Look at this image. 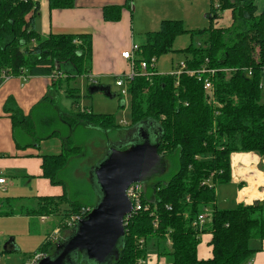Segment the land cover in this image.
Listing matches in <instances>:
<instances>
[{"label":"trees","instance_id":"16d2710c","mask_svg":"<svg viewBox=\"0 0 264 264\" xmlns=\"http://www.w3.org/2000/svg\"><path fill=\"white\" fill-rule=\"evenodd\" d=\"M48 1L50 10L75 6V0ZM255 1L210 0L212 18L208 29L186 31L183 21L165 20L158 31L146 35L138 60L149 64L175 52L173 45L178 36L191 33L192 39L203 37L198 46L191 44L180 52L189 55L185 61L188 70H199L205 64L217 70L213 80L217 104H207L203 84L206 75H201L199 80L197 75L183 73L176 86V76L159 75L153 69L152 75H138L128 81L132 112L129 132L144 123L158 126V151L165 171L144 184L143 203L158 208V227L149 213L132 214L119 258L109 264L148 260L151 257L148 243L152 238L156 239L152 244L153 254L160 259L170 257V264H244L254 252L250 248L251 240H264V200L219 210L216 193L217 186L232 182L231 156L235 153L258 155L259 169L264 170V90L260 88L264 80V12L257 15ZM125 7L105 8L104 20L119 22ZM226 11H231L232 25L215 28V22ZM39 13L40 3L35 0H0V85L7 77L25 73L29 77L53 78L52 94L56 96L46 97L28 117L13 98L7 100L4 111L10 114L14 132L22 130L28 137L29 143L17 144L19 148L29 147L30 141L39 144L54 137L61 141V153L40 158L42 177L53 186H61L63 194L38 197L35 207L17 210L14 201L7 198L0 202V216L41 218L44 223L47 217L61 214L60 225H63L73 218L85 219L89 215L87 209H93L98 202L91 205L87 201L88 192L79 187L68 191L65 179L70 163L83 154L81 146H71V137L82 131L101 130L107 134L120 131L121 126L112 115L81 109L78 89L65 91L75 111H59L63 81L83 74L89 82L92 78L89 75L93 61L92 35L43 37L35 30ZM249 71L252 76L248 75ZM51 107L57 110V117L51 116ZM51 129L54 131L50 132ZM64 205L67 208L62 211ZM205 208H211L213 214L201 233L193 224ZM58 225L54 233L60 229ZM53 235L46 236L38 250L48 257L54 255L57 244L62 242L54 243ZM203 235L211 237L208 245L212 257L206 260L198 256ZM160 241L166 245L161 246ZM72 258L73 264H91L84 262L80 254Z\"/></svg>","mask_w":264,"mask_h":264},{"label":"crops","instance_id":"0c3cea01","mask_svg":"<svg viewBox=\"0 0 264 264\" xmlns=\"http://www.w3.org/2000/svg\"><path fill=\"white\" fill-rule=\"evenodd\" d=\"M35 1L40 3V13L35 22V30L41 36L48 37L51 34L92 35L93 61L89 75L97 82L96 86H101L107 76L121 73V69H125L127 72V65L130 62L122 57V53L130 51L133 45L142 46L135 44L133 31L135 12H140V29L145 33L146 41V35L158 31L162 21L169 19L184 22L187 20L188 18L183 13L186 8L197 11L198 6H206L210 3L209 10L211 9L210 0H75V6L68 10H50L48 0ZM125 5L119 22L104 20L103 10L105 8ZM263 12L264 9L261 11L258 8L257 15ZM211 18V12L205 15L210 26ZM137 24L138 18L136 27ZM231 25V11H226L221 14V18L215 22L214 26L215 28H229ZM90 83L94 86L92 82ZM52 84L51 76L29 77L25 73L19 77H10L0 85V171L7 180L5 188L11 187H8V184L10 181L12 183V179L20 178V182L29 180L32 185L29 187L30 196L35 202L38 197L61 195L59 186H53L49 180L42 177L40 156L51 155L46 154L43 150L44 145L53 140H57L56 147L62 143L57 137H54L41 141L39 144L30 141L29 147L19 148L17 144L29 143L28 137L22 130L14 132L13 121L4 108L7 100L13 98L19 110L28 117L46 97L54 99L56 93L52 94ZM79 94L82 97L80 89ZM80 107L85 109V107ZM242 154L245 156L237 167V174H235L233 157ZM260 164L261 158L254 153L232 155V182L229 185H224L236 188V194H225V202H232V209H235L239 204L252 205L264 200V181L261 178L263 177L262 172L258 169ZM5 174L12 179L8 181ZM210 239V235L202 236L203 243L200 244L198 253L200 259L206 260L212 257V248L208 245ZM250 248L254 252L244 264H264V240H251Z\"/></svg>","mask_w":264,"mask_h":264},{"label":"rangeland","instance_id":"374dc122","mask_svg":"<svg viewBox=\"0 0 264 264\" xmlns=\"http://www.w3.org/2000/svg\"><path fill=\"white\" fill-rule=\"evenodd\" d=\"M255 2L259 10L262 11L264 9V0H256ZM209 6L210 3L206 6H198L197 11H192L187 8L184 9L183 13L188 18L185 20L186 22L184 21L186 31H203L210 26L205 19V15L211 12V9L209 10ZM139 13L140 12L134 13L135 25H133V31L135 36V44L143 45L145 41V33L140 29L141 18ZM137 18L138 24L136 27ZM205 23L207 24L205 25ZM203 40V37L196 36L194 39H192L191 33H185L178 36L173 45L175 52L167 53L159 57L155 61V71L159 75L163 76L172 74L177 70V67L180 64L189 58V55L181 53L180 51L186 50L191 44L198 46L203 42ZM256 51L259 53L260 49L257 48ZM139 54L140 53H138L136 57L140 60L141 57ZM127 67V72L125 69H121V73L107 76L102 83L101 87L110 89V97L106 96V94L103 92L89 94V89L92 87V85L84 74L83 76L72 78L69 81H63L59 91V111L65 113H71L75 111L71 104L72 101L67 97L65 91L68 88L78 90L80 89L82 94V97H80V106L83 108L85 107L92 109L94 114L112 115L115 123L121 126L120 131H108L107 134L101 130H99V132L82 131V134L79 132L77 135L71 137V146H81L83 154L72 159V162L70 163L65 179L69 186V188H67L68 191L75 190V187L86 190L88 192L87 201H89L91 205L96 203V201L100 198V190L96 184L97 182L95 180L94 170L98 168V166L106 159L110 145H113L114 143H120L122 138L125 140H132L134 137L132 132H129V127L132 123L131 99L128 94H122V91L127 89L128 86V80H126L125 77L131 75L132 68L130 63H128ZM148 71L151 70L148 69ZM120 79H123L124 81L123 87H118L116 84ZM50 113L51 116H58L57 110L52 107ZM52 131H54V129L50 130V132ZM56 144L57 140H53L49 144L44 145L43 150L46 152V154L51 155L61 153L62 144H58V147H56ZM260 172H262L261 175L263 177L261 178L264 181V170H260ZM92 177L94 179H92ZM7 178L8 181L12 179L10 176ZM19 180L21 179H12V183L10 181V184H8V187L11 186L9 189L7 188L6 191L0 190V201L11 198L14 200V207L16 210L20 208L35 207L36 202L30 196L29 187L32 186L31 183L29 180L24 182H20ZM59 190L60 194H63V189L61 186L59 187ZM216 193L217 208L219 210L233 208L232 202H225V194H236L235 186H217ZM66 208L67 205L62 206V211H64ZM60 215L61 214L55 217H47L48 220L44 223L41 222V218H30L27 216H0V254L2 255L0 264H23L27 261V258L30 255L39 252L38 250L42 246L46 236L54 234L57 224L60 225V221L62 220ZM66 223L67 221H65L63 225H58L60 229L59 232L55 234V236L53 235L55 239L64 241L68 236H70L71 233L68 232L69 230L66 226ZM65 227H67V229ZM155 241L156 239L152 238L148 243V246L150 247L149 252L152 259L150 264H170V257H168V259L166 257H161L160 259L156 254H153L154 246L152 244ZM201 243H203V240ZM160 245L165 246V241H160ZM166 248L169 250V246ZM87 262L90 261L87 259Z\"/></svg>","mask_w":264,"mask_h":264},{"label":"water","instance_id":"95a60500","mask_svg":"<svg viewBox=\"0 0 264 264\" xmlns=\"http://www.w3.org/2000/svg\"><path fill=\"white\" fill-rule=\"evenodd\" d=\"M89 92L111 96L109 88L96 85ZM132 134V140L110 145L106 159L94 170L100 190L95 207L73 227L66 240L57 244L54 255L40 264H73L72 256L79 254L91 264L118 260L126 236L124 220L133 210L127 190L133 184L144 185L165 171L158 151V126L140 124L133 128Z\"/></svg>","mask_w":264,"mask_h":264},{"label":"built area","instance_id":"2783aa9c","mask_svg":"<svg viewBox=\"0 0 264 264\" xmlns=\"http://www.w3.org/2000/svg\"><path fill=\"white\" fill-rule=\"evenodd\" d=\"M140 47L137 45H133L132 49L130 51L124 52L122 53V57L130 62V66H131V75L125 77L126 80H132L134 77L138 76V75H145L147 76L148 74H153L151 73V71H148V69L150 68V70H153L155 67V59H153L150 64L147 63L144 60L139 61L137 59V54L140 52ZM206 63H208V60L206 61ZM137 65H139V68H137ZM140 70V72H138V70ZM227 72H230V70H227ZM186 73L189 76H195L197 75L199 80H202V77L204 75H206L207 77L203 80V84H204V90H205V94H206V99H207V104L210 105H216V99H215V88H214V78L216 76L217 70L213 69V68H209V66L207 64L203 65V67L199 70L193 71V70H188L187 69V65L185 62H183L182 64H180L177 67V70L174 71L172 74L170 75H174L177 77V81H176V86L179 85V78L180 76ZM202 75V77H200ZM249 76H252V71L248 72ZM10 77H7L5 80H7ZM90 82H92L94 85H97V82L95 81V79L90 80ZM128 83V82H127ZM117 86L118 87H123L124 86V81L123 79H120L119 81H117ZM260 88L262 90H264V80L261 82ZM123 95L127 94V89L122 91ZM6 184H7V180L6 178L3 177L1 171H0V190H4L6 191ZM127 196L128 198L131 200L132 205H133V210L131 212V214H129L125 220H124V224H125V231H126V227L128 225V221L131 217L132 214L138 213V212H147L149 213L152 217H153V224L154 226L157 228L158 227V223H159V218H158V208L156 206H152L150 204H145L143 203V196H144V185L143 184H133L130 186V188L127 190ZM1 202V201H0ZM92 209H87V211L90 213ZM167 210H171L170 207L167 208ZM212 214H213V210L211 208H205L204 211L199 215L198 219L194 222V227L198 228L199 231L202 233V230H204L205 225L207 223H209L212 219ZM46 218H42V221H45ZM80 219L77 218H73L70 221H67L66 226L68 227V230L73 229V227L78 223ZM59 232V230H57L54 233L55 234ZM54 236L51 238V240L56 243L59 242V239H55ZM139 243L141 245L144 244L143 240H139ZM168 243H170V241L168 240ZM47 254L43 253V252H37L34 253L32 255H30L27 258V261L23 264H40L41 261L45 258H47ZM2 255L0 254V261H1ZM151 257H149L148 260H140L137 262V264H150L151 262Z\"/></svg>","mask_w":264,"mask_h":264},{"label":"bare ground","instance_id":"6f19581e","mask_svg":"<svg viewBox=\"0 0 264 264\" xmlns=\"http://www.w3.org/2000/svg\"><path fill=\"white\" fill-rule=\"evenodd\" d=\"M245 155L244 154H242V155H235L234 157H233V164H234V168H235V174H237V167L239 166V164H240V162L242 161V159H243V157H244ZM250 165V164H249ZM249 167V166H248Z\"/></svg>","mask_w":264,"mask_h":264},{"label":"flooded vegetation","instance_id":"af4514ba","mask_svg":"<svg viewBox=\"0 0 264 264\" xmlns=\"http://www.w3.org/2000/svg\"><path fill=\"white\" fill-rule=\"evenodd\" d=\"M139 132V131H138Z\"/></svg>","mask_w":264,"mask_h":264}]
</instances>
